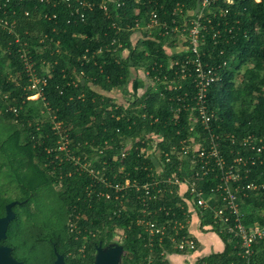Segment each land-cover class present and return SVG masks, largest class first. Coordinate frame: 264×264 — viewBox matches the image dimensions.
<instances>
[{
  "label": "trees",
  "instance_id": "trees-1",
  "mask_svg": "<svg viewBox=\"0 0 264 264\" xmlns=\"http://www.w3.org/2000/svg\"><path fill=\"white\" fill-rule=\"evenodd\" d=\"M121 1L119 7L109 2L107 12L97 6L86 10L83 19L73 11L75 0H69L70 5L64 0H12L6 8L7 16L16 20L15 31L21 42L28 43L32 55L36 54L33 47L40 35L46 34L47 47L42 56L34 58L37 68L41 57L51 69L41 97L28 99L31 91L17 52L19 45L0 28V128L4 131L0 139V216L5 214L7 203L17 201L12 207L14 218L0 243L9 246L12 256L23 264H27L26 259L17 256L12 234L20 236L30 255L35 253L37 242L47 244L46 258L34 264H52L54 249L64 256L66 264H90L96 247L111 243L119 233L121 264H143L147 255L153 257V264H168L167 253H186L174 248L170 238L175 221L183 224L179 234L187 231L185 194L169 193L171 187H164L161 194L148 201L151 213L142 214L137 199L141 193L135 187L114 192L66 160L64 152L57 149L60 135L52 129L46 114L61 123L70 150L79 152L84 162L91 159L95 169L105 167L102 175L112 182L129 179L141 185L152 180L157 176L155 162L161 158L140 153L141 147L156 141L159 148L166 149L186 134L187 113H181L180 122H175L170 108L174 101L167 98L176 92L164 90L160 82L157 91L151 85L155 75L168 73L173 77V72L166 70L168 56L175 53L170 37L158 34V29L148 34L127 27L137 16L135 8L139 9V17L155 10L160 20L171 24L175 19L182 24L192 15L196 1ZM177 3L184 7L180 14L173 15ZM25 11L29 16L24 15ZM230 16L239 20L234 24V36L229 43L216 47L225 51L228 61L219 70L222 77L207 92L208 109L214 112L210 130L224 139L221 152L226 164L237 155H246L241 143L244 137L264 133V1L244 0L232 7ZM113 39L116 42L111 44ZM119 43L121 51L110 52ZM209 43L205 46L213 49ZM123 48L128 49L127 55L122 54ZM84 53L89 55L87 60L81 59ZM160 91L166 97H161ZM41 110L45 115L39 114ZM227 136H232L234 143L225 139ZM123 148L126 154L121 159ZM100 149L102 153L98 154ZM84 154L89 157L85 159ZM179 163L174 158L162 168L165 175L183 174L177 170ZM251 171L239 183L264 181L258 166H251ZM214 173L209 172L197 182L205 195L218 183ZM46 191L53 195L47 219L40 216L38 203L39 195ZM102 191L110 196L100 195ZM238 203L243 223L264 224V189L240 197ZM195 208L200 223L217 234L223 248L196 257L194 264H264V240L253 243L251 253L243 257L236 238L217 232L209 210ZM142 217L164 223L166 234L150 237L145 225L137 222Z\"/></svg>",
  "mask_w": 264,
  "mask_h": 264
},
{
  "label": "built area",
  "instance_id": "built-area-1",
  "mask_svg": "<svg viewBox=\"0 0 264 264\" xmlns=\"http://www.w3.org/2000/svg\"><path fill=\"white\" fill-rule=\"evenodd\" d=\"M12 0H0V28L7 34L13 36V39L18 43L17 52L22 62V68L27 78L28 90L31 94L27 96L30 100H35L41 97L43 88L46 84L47 76L51 75V69L45 59L39 58V68L36 67L35 55H41L46 49L45 36L40 35L38 43L33 47L36 53L32 55L30 46L27 42H21L19 34L15 31L16 20L7 16V6ZM16 1V0H14ZM21 1V0H17ZM69 3V0H64ZM73 11L78 14L81 19L84 17V12L93 9L97 6L99 9L107 12L108 3H114L117 7L122 4L121 0H75ZM198 2V8L195 12L193 9L192 15L182 24L177 23L173 19L171 24L166 20H160L158 13L155 10L147 12L145 17H139V9H134L136 16L133 25L127 28L138 33L146 32L150 34L154 29H158V34L170 37L172 51L174 54L168 56L167 71L173 72V77L168 73L159 76H154V81L151 85L154 91L158 90V83L164 84V90L176 92L168 96L169 100L174 101L170 107L171 114L175 122H180L179 115L187 113V132L180 138L177 143L170 144L167 148H159L156 141H152L140 149V153L151 157L157 154L161 159L155 162L154 170L156 175L152 180L138 185L136 182L130 183L129 179L123 182L109 181L104 178L101 170L95 169L92 166V160L88 162L81 160V155L72 152L69 148V140L66 135L61 132L60 122L54 120L53 115H49L44 110L39 114H47L52 123V129L56 130L60 135L57 149L63 151L65 158L73 162L76 169L85 171L96 178L106 187L111 188L114 192H122L128 187H135L141 194L137 195L140 200L142 214H150L148 209V201L154 199L157 194H161L164 187H171L169 193L177 192L179 195L187 196V205L191 204L194 207L209 210L213 224L218 226L217 232L236 238L240 255L247 257L251 253L252 244L264 240V224L253 223L246 225L242 222V212L238 199L247 197L249 193H256L264 189V181L259 182L255 179L247 183H239L243 177L249 176L251 166H258L261 173L264 175V133L260 136L248 135L242 139V145L246 149V155H237L230 164H226V160L222 154L221 146L224 141L221 135H215L211 130V122L214 118V112L208 109L207 92L209 86L222 77L220 68L224 67L228 61L224 50H216L219 44L229 43L234 36V24L239 23L238 19H231L230 13L232 7L238 6L244 0H195ZM259 3L264 0H251ZM195 2V6H196ZM70 5V3L68 4ZM184 5L177 3L173 8V15L177 12H182ZM14 13V11H12ZM25 16H29V12H24ZM43 17H48L43 14ZM233 22V23H232ZM116 42V39L111 41V44ZM213 45V49H208L207 43ZM215 45V46H214ZM55 52L59 51L58 41L55 42ZM121 44L113 46L110 52L114 54L121 48ZM53 53L54 51L51 50ZM101 50L99 49L97 53ZM122 54L127 55L128 49L123 48ZM95 52H92L90 57L93 58ZM89 55L84 53L81 56L82 60H87ZM175 67L177 69L175 70ZM149 76L148 72H145ZM80 75H83L80 72ZM17 76V74H16ZM186 84V85H184ZM161 97H166L164 91L159 92ZM111 105L109 106V108ZM118 106L115 105V108ZM17 113V109H12ZM49 109H47L48 111ZM225 139L234 143L232 136H227ZM223 140V141H222ZM51 150V149H49ZM48 150V151H49ZM102 150H98L101 154ZM126 150L123 148L119 157H125ZM88 154H84V158H88ZM95 155V159H96ZM117 155L113 156V160ZM174 158L180 161L177 166L180 176L165 175L164 167L171 163ZM182 162H185L182 164ZM105 164V162H103ZM163 168V169H162ZM121 171V169H119ZM209 172H215V178L218 183L210 188V193L205 195L204 191L197 186V182ZM185 189V192H184ZM100 195L109 197L107 191L99 192ZM118 198V195L115 196ZM211 202H214L213 204ZM164 209L163 207H159ZM188 214H185V219ZM139 224H144L150 237L154 235L164 236L166 234V225L157 220L145 219L142 217L137 219ZM70 226L73 228L72 223ZM183 224L174 222L172 226L173 235L170 237L174 248L182 252H194L197 249V243L189 232L179 234ZM122 234H117L113 241L120 243ZM151 255H147L146 261L143 264H153Z\"/></svg>",
  "mask_w": 264,
  "mask_h": 264
},
{
  "label": "water",
  "instance_id": "water-1",
  "mask_svg": "<svg viewBox=\"0 0 264 264\" xmlns=\"http://www.w3.org/2000/svg\"><path fill=\"white\" fill-rule=\"evenodd\" d=\"M198 8L196 2L195 12ZM17 201H11L5 205V214L0 216V241L5 239L9 222L14 218L12 207ZM55 259L52 264H66L64 256L54 249ZM123 247L120 243L112 242L108 245H98L94 260L90 264H121ZM0 264H23L22 261L16 260L11 254V248L0 243ZM71 264V263H69Z\"/></svg>",
  "mask_w": 264,
  "mask_h": 264
},
{
  "label": "crops",
  "instance_id": "crops-1",
  "mask_svg": "<svg viewBox=\"0 0 264 264\" xmlns=\"http://www.w3.org/2000/svg\"><path fill=\"white\" fill-rule=\"evenodd\" d=\"M187 206V231L196 238L198 246L192 253H167L165 258L168 264H194L196 257L220 251L223 248L222 241L217 234L209 229V226L200 223L196 208L191 204Z\"/></svg>",
  "mask_w": 264,
  "mask_h": 264
},
{
  "label": "rangeland",
  "instance_id": "rangeland-1",
  "mask_svg": "<svg viewBox=\"0 0 264 264\" xmlns=\"http://www.w3.org/2000/svg\"><path fill=\"white\" fill-rule=\"evenodd\" d=\"M4 137V131L0 128V139ZM53 195L51 194V192L46 191V192H42V194L39 195L38 197V203H40L41 206V212H40V216L43 217H48L49 213H50V208L51 206H53ZM64 214H60V216H63ZM253 223H259L258 221H254ZM251 223V224H253ZM11 239L14 243V245H16V254L17 256H19V258H23L25 257L26 259V263L27 264H34L35 261H39L41 259H45L47 256V244H45L44 242H37L36 243V251L35 253H33L32 255H30L29 253V249H27L26 246H23L21 244L20 241V236L16 235V234H12L11 235Z\"/></svg>",
  "mask_w": 264,
  "mask_h": 264
},
{
  "label": "flooded vegetation",
  "instance_id": "flooded-vegetation-1",
  "mask_svg": "<svg viewBox=\"0 0 264 264\" xmlns=\"http://www.w3.org/2000/svg\"><path fill=\"white\" fill-rule=\"evenodd\" d=\"M112 242H115V241H112ZM112 242H111V243H112ZM109 244H110V243H109ZM107 245H108V244H107ZM104 246H105V245H104Z\"/></svg>",
  "mask_w": 264,
  "mask_h": 264
}]
</instances>
